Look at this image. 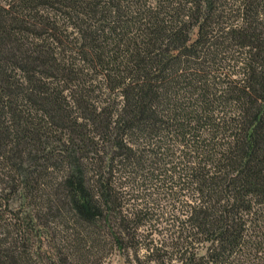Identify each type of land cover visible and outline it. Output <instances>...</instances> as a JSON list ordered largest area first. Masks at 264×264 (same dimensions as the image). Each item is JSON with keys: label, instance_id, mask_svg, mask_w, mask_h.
Wrapping results in <instances>:
<instances>
[{"label": "trees", "instance_id": "obj_1", "mask_svg": "<svg viewBox=\"0 0 264 264\" xmlns=\"http://www.w3.org/2000/svg\"><path fill=\"white\" fill-rule=\"evenodd\" d=\"M264 264V0H0V264Z\"/></svg>", "mask_w": 264, "mask_h": 264}, {"label": "rangeland", "instance_id": "obj_2", "mask_svg": "<svg viewBox=\"0 0 264 264\" xmlns=\"http://www.w3.org/2000/svg\"><path fill=\"white\" fill-rule=\"evenodd\" d=\"M107 264H124L123 260L117 255L113 256Z\"/></svg>", "mask_w": 264, "mask_h": 264}]
</instances>
